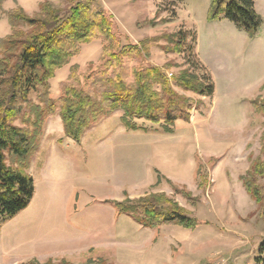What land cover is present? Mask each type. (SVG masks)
<instances>
[{
  "label": "rangeland",
  "instance_id": "1",
  "mask_svg": "<svg viewBox=\"0 0 264 264\" xmlns=\"http://www.w3.org/2000/svg\"><path fill=\"white\" fill-rule=\"evenodd\" d=\"M94 1L115 17L124 45L180 30L195 33L196 53L215 94L180 91L194 107L189 122H177L172 134L144 120L138 121L143 130L130 131L117 111L77 143L65 136L59 112L50 116L26 166L35 181L34 198L16 217L0 221V264H256L264 220L241 177L250 169V156L263 157L264 115L256 103L264 100V0H255L263 19L255 37L228 20L209 21L211 0ZM45 2L70 6L67 0H4L2 8L5 13L22 8L34 17ZM10 34L3 16L0 41ZM149 45L151 65L177 66L168 70L170 79L184 68L183 56L163 51L166 42ZM101 53L99 41L82 46L52 80L55 97L73 66L85 73ZM8 165L21 163L9 157ZM200 169L205 190L199 188ZM177 187L187 188L197 206ZM161 193L190 211L197 229L145 228L112 205Z\"/></svg>",
  "mask_w": 264,
  "mask_h": 264
},
{
  "label": "trees",
  "instance_id": "2",
  "mask_svg": "<svg viewBox=\"0 0 264 264\" xmlns=\"http://www.w3.org/2000/svg\"><path fill=\"white\" fill-rule=\"evenodd\" d=\"M3 1L0 19L7 17L11 34L0 41V221L16 217L34 198L35 181L26 166L50 116L59 112L65 136L77 143L94 124L117 111L122 112L121 123L130 131L143 130L138 121L144 120L172 134L177 122H189L194 107V100L180 91L205 98L215 94L212 78L196 53V34L191 31L124 45L126 37L115 17L94 0H67L70 6L66 10L45 2L34 17L22 8L5 13ZM211 1L209 21L228 20L251 37L262 28L255 0ZM95 41L102 44L99 62L90 64L85 73L73 66L55 97L51 82L57 73L70 65L82 46ZM161 41L166 42V54L184 57V68L172 79L167 72L176 65L159 68L147 60L149 43ZM256 104L264 115V100ZM262 154L257 160L249 157L251 166L241 181L264 220V136ZM9 157L21 166H9ZM201 171L197 173L199 188L205 190L207 177ZM176 191L197 206L199 200L187 188L177 187ZM112 205L118 215H127L145 228L167 225L195 230L199 226L190 211L164 193L112 201ZM255 263L264 264V241Z\"/></svg>",
  "mask_w": 264,
  "mask_h": 264
},
{
  "label": "built area",
  "instance_id": "3",
  "mask_svg": "<svg viewBox=\"0 0 264 264\" xmlns=\"http://www.w3.org/2000/svg\"><path fill=\"white\" fill-rule=\"evenodd\" d=\"M172 76V75H171Z\"/></svg>",
  "mask_w": 264,
  "mask_h": 264
}]
</instances>
